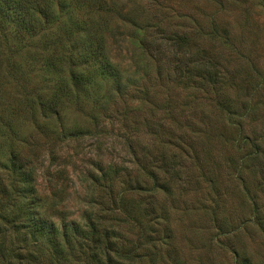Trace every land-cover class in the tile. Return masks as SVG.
Wrapping results in <instances>:
<instances>
[{"label": "rangeland", "instance_id": "rangeland-1", "mask_svg": "<svg viewBox=\"0 0 264 264\" xmlns=\"http://www.w3.org/2000/svg\"><path fill=\"white\" fill-rule=\"evenodd\" d=\"M66 2L39 36L9 43L0 33V143L35 158L44 216L98 212L103 169L114 178L103 207L118 261L264 264V0ZM78 27L99 31L125 89L117 95L113 80L93 74L98 90L62 113L69 136L30 99L52 76L67 78L84 47ZM13 233L0 264L25 256L9 252L24 245Z\"/></svg>", "mask_w": 264, "mask_h": 264}, {"label": "trees", "instance_id": "trees-1", "mask_svg": "<svg viewBox=\"0 0 264 264\" xmlns=\"http://www.w3.org/2000/svg\"><path fill=\"white\" fill-rule=\"evenodd\" d=\"M66 4V0H0L1 37L10 43L12 42L11 35H13L16 38L14 43L29 35L30 37L39 36L40 22L49 24L51 19H55L58 13L65 10ZM82 23L79 25L81 26ZM2 28H4L3 31ZM78 32L83 37L84 47L80 46V48L83 47V50L79 51L80 55L78 54L69 61L67 78L62 79L61 82L59 79H53L52 76L49 80L51 86L49 84L47 89H38L30 99L33 108L44 117L57 118L60 133L69 136L74 135L70 133V130L67 131L62 113L67 103L70 102L80 108L90 91L95 88L98 90L93 74L113 80L117 95L125 89L122 70L118 63L114 62L109 55L104 54L103 39L98 34L99 31L95 34L97 39H94L95 35L87 28L78 27ZM95 40H97L96 43ZM173 40L174 44L183 48L189 46L186 37H174ZM53 57H50L48 63L54 67L53 62H61L62 55L55 56L56 59ZM53 81H56V84ZM106 98L108 94L103 97L97 96L96 105L100 107ZM94 118L97 120L96 115ZM1 152L0 257L8 250L5 248L6 236L12 229L13 234L21 237V244H24L16 248L12 244V248L9 249L11 253H17L19 249L20 254L25 255L24 258L17 257V254L13 256L18 264H89V258L92 256L96 257L93 260L97 259V264H126L112 257L111 253L118 251L116 241L113 239L116 235L113 234L114 229L111 230L104 225L107 219L103 207V197L107 188L104 183L107 180L114 183V178L111 179L109 172L100 169V175L93 181L102 190L101 199L96 205L98 212H87L85 218L80 221L76 219L66 221L62 216L60 217L61 222H57L44 216L46 205L37 189L35 158L30 154L22 156L17 149H6L4 144L0 143ZM12 177L19 178V181ZM8 178L11 179L9 184L5 182ZM141 184L138 182L139 186ZM111 187L113 188L112 185ZM112 203L117 204V200L113 197ZM15 217H20L22 221L15 222ZM136 251L137 248L131 251L132 261ZM6 263L13 264V261L6 258Z\"/></svg>", "mask_w": 264, "mask_h": 264}]
</instances>
